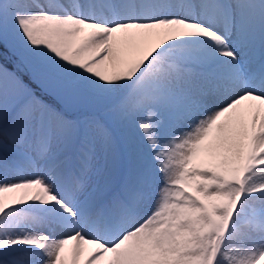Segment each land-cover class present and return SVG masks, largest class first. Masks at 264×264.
I'll use <instances>...</instances> for the list:
<instances>
[{"label":"snow or ice","instance_id":"6c2138e0","mask_svg":"<svg viewBox=\"0 0 264 264\" xmlns=\"http://www.w3.org/2000/svg\"><path fill=\"white\" fill-rule=\"evenodd\" d=\"M0 264H264V0H0Z\"/></svg>","mask_w":264,"mask_h":264},{"label":"rangeland","instance_id":"374dc122","mask_svg":"<svg viewBox=\"0 0 264 264\" xmlns=\"http://www.w3.org/2000/svg\"><path fill=\"white\" fill-rule=\"evenodd\" d=\"M3 63H5V65L7 66V67H9V69L10 70H13V69H15L14 68V64L11 62V60H5V61H3ZM16 70V69H15ZM17 71V70H16ZM18 72V71H17ZM18 74H20L19 72H18ZM26 82V81H25ZM27 83V82H26ZM36 84V83H35ZM31 86V85H30ZM32 87V86H31ZM34 89H36L38 92L40 91V88H39V86L36 84V87H33Z\"/></svg>","mask_w":264,"mask_h":264},{"label":"trees","instance_id":"16d2710c","mask_svg":"<svg viewBox=\"0 0 264 264\" xmlns=\"http://www.w3.org/2000/svg\"><path fill=\"white\" fill-rule=\"evenodd\" d=\"M13 63H14V61H13ZM19 72H20V71H19ZM20 73H21V72H20ZM21 75H24V74L21 73ZM24 79H25L26 81H28L31 85H33V86L35 85L34 82H32V81L29 80V78H28L27 75H24Z\"/></svg>","mask_w":264,"mask_h":264},{"label":"bare ground","instance_id":"6f19581e","mask_svg":"<svg viewBox=\"0 0 264 264\" xmlns=\"http://www.w3.org/2000/svg\"><path fill=\"white\" fill-rule=\"evenodd\" d=\"M14 71H16L15 69H13Z\"/></svg>","mask_w":264,"mask_h":264}]
</instances>
